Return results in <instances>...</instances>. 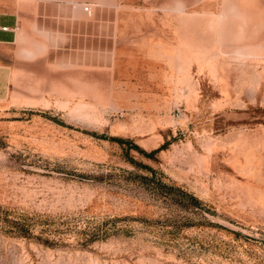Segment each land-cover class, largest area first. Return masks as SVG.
Wrapping results in <instances>:
<instances>
[{
  "label": "rangeland",
  "instance_id": "374dc122",
  "mask_svg": "<svg viewBox=\"0 0 264 264\" xmlns=\"http://www.w3.org/2000/svg\"><path fill=\"white\" fill-rule=\"evenodd\" d=\"M124 2L111 98L0 97V264H264V0Z\"/></svg>",
  "mask_w": 264,
  "mask_h": 264
},
{
  "label": "crops",
  "instance_id": "0c3cea01",
  "mask_svg": "<svg viewBox=\"0 0 264 264\" xmlns=\"http://www.w3.org/2000/svg\"><path fill=\"white\" fill-rule=\"evenodd\" d=\"M202 1L137 0L146 9L174 12ZM124 3L0 0V97L17 69L20 97L32 101L31 106L69 114L76 104H90L91 70L107 71L111 98ZM28 72L34 75L29 85L23 77Z\"/></svg>",
  "mask_w": 264,
  "mask_h": 264
},
{
  "label": "trees",
  "instance_id": "16d2710c",
  "mask_svg": "<svg viewBox=\"0 0 264 264\" xmlns=\"http://www.w3.org/2000/svg\"><path fill=\"white\" fill-rule=\"evenodd\" d=\"M109 139L117 142L119 145H125V150L129 149V148H133L135 150H137L138 152L142 153L144 156H151L156 149L150 150L148 152L142 150L141 148H139L136 144H134L129 138H124V137H119V136H110ZM132 161V160H131ZM144 167L150 171V173H154V170L149 167L144 165ZM156 185L159 186L160 188L164 189V191H176L177 193H179L183 198L185 199H189L190 201L193 202H197L198 200L190 193L183 191L181 188L176 187V186H172V185H168L166 183L160 182V181H156Z\"/></svg>",
  "mask_w": 264,
  "mask_h": 264
},
{
  "label": "built area",
  "instance_id": "2783aa9c",
  "mask_svg": "<svg viewBox=\"0 0 264 264\" xmlns=\"http://www.w3.org/2000/svg\"><path fill=\"white\" fill-rule=\"evenodd\" d=\"M83 10H84V11H88V5H87V4H85V5L83 6Z\"/></svg>",
  "mask_w": 264,
  "mask_h": 264
}]
</instances>
